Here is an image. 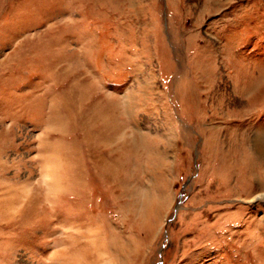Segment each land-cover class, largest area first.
<instances>
[{
  "label": "rangeland",
  "instance_id": "1",
  "mask_svg": "<svg viewBox=\"0 0 264 264\" xmlns=\"http://www.w3.org/2000/svg\"><path fill=\"white\" fill-rule=\"evenodd\" d=\"M0 264H264V0H0Z\"/></svg>",
  "mask_w": 264,
  "mask_h": 264
}]
</instances>
